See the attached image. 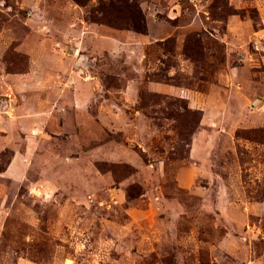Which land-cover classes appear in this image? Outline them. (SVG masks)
<instances>
[{
    "label": "rangeland",
    "instance_id": "rangeland-1",
    "mask_svg": "<svg viewBox=\"0 0 264 264\" xmlns=\"http://www.w3.org/2000/svg\"><path fill=\"white\" fill-rule=\"evenodd\" d=\"M117 1L0 0V264H264V0Z\"/></svg>",
    "mask_w": 264,
    "mask_h": 264
},
{
    "label": "trees",
    "instance_id": "trees-1",
    "mask_svg": "<svg viewBox=\"0 0 264 264\" xmlns=\"http://www.w3.org/2000/svg\"><path fill=\"white\" fill-rule=\"evenodd\" d=\"M117 3L114 10L115 13L125 19L127 23H130L136 31L144 33L145 25L142 23V16L138 8H134L132 4L128 3L126 0H118ZM107 9H109V7Z\"/></svg>",
    "mask_w": 264,
    "mask_h": 264
}]
</instances>
